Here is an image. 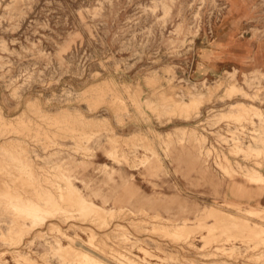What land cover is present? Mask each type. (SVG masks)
Instances as JSON below:
<instances>
[{
	"label": "rangeland",
	"instance_id": "1",
	"mask_svg": "<svg viewBox=\"0 0 264 264\" xmlns=\"http://www.w3.org/2000/svg\"><path fill=\"white\" fill-rule=\"evenodd\" d=\"M227 2L0 0V264H264V68L195 71Z\"/></svg>",
	"mask_w": 264,
	"mask_h": 264
},
{
	"label": "crops",
	"instance_id": "2",
	"mask_svg": "<svg viewBox=\"0 0 264 264\" xmlns=\"http://www.w3.org/2000/svg\"><path fill=\"white\" fill-rule=\"evenodd\" d=\"M255 1L228 0L227 9L214 27L197 38L195 71L199 75L264 68V37L255 34Z\"/></svg>",
	"mask_w": 264,
	"mask_h": 264
},
{
	"label": "bare ground",
	"instance_id": "3",
	"mask_svg": "<svg viewBox=\"0 0 264 264\" xmlns=\"http://www.w3.org/2000/svg\"><path fill=\"white\" fill-rule=\"evenodd\" d=\"M193 103H195V102H193ZM192 103V104H193ZM233 106H234V104H233ZM62 126V125H61ZM66 126V125H65ZM69 130V129H68ZM56 138V137H55ZM231 162V161H230ZM60 173V172H59ZM260 171H255L254 172V174L253 175H251L250 177H249V181H251V182H253V183H259V181H263V183H264V177L261 179V180H259V178H260ZM29 174H30V172H29ZM35 174V173H34ZM28 175V174H27ZM61 175V174H60ZM28 177V176H27ZM31 178V177H30ZM26 179V178H25ZM48 179V178H47ZM24 180V179H23ZM29 181V180H28ZM1 183V182H0ZM23 183H25L24 181H23ZM34 183V182H33ZM36 183V182H35ZM64 185V184H63ZM23 186V185H22ZM21 186V187H22ZM51 186V185H50ZM65 186V185H64ZM2 187V186H1ZM36 187L37 186H35V189H36ZM56 187V186H55ZM32 188V187H31ZM31 188H30V190H31ZM54 188V187H53ZM71 188V187H70ZM26 189V188H25ZM13 190V189H12ZM65 190V189H64ZM70 190V189H69ZM15 191V190H14ZM14 191H12V192H14ZM27 191V190H26ZM37 191H39V190H37ZM55 191V190H54ZM58 191V190H57ZM67 191V190H66ZM11 191L9 190V192H7V193H5L4 192V194H6V195H9L8 193H10ZM42 192V191H41ZM56 192V191H55ZM59 192H60V190H59ZM62 192H63V189H62ZM18 193V192H17ZM17 193H15V195H16V197H17ZM65 193V192H64ZM67 193V192H66ZM63 194V193H62ZM2 195V194H1ZM5 195V196H6ZM18 195H20V194H18ZM66 195V194H65ZM68 195V194H67ZM78 195V194H77ZM9 196H11V194L9 195ZM8 196V197H9ZM13 196H14V194H13ZM13 196H12V198H13ZM21 196V195H20ZM41 196H43V195H41ZM48 196V195H47ZM24 197V196H23ZM38 197V196H37ZM44 197V196H43ZM46 197V196H45ZM65 197V196H64ZM67 197V196H66ZM65 197V198H66ZM59 198H60V196H59ZM69 198H71V197H69ZM39 199V198H38ZM43 199V198H42ZM46 199V198H45ZM49 199V198H48ZM67 199V198H66ZM76 199V198H75ZM23 200H24V198H23ZM44 200V199H43ZM54 200H56L55 199V197H54ZM62 200V199H61ZM65 200V199H64ZM9 201V200H8ZM19 201V200H18ZM21 201V200H20ZM19 201V202H20ZM37 201V200H36ZM41 201V200H40ZM78 201H79V199H78ZM10 202V201H9ZM18 202V203H19ZM55 202V201H54ZM22 203H24V202H22ZM22 203H20L19 205L20 206H22V205H24V204H22ZM28 203V202H27ZM30 203H32V202H30ZM56 203V202H55ZM70 203V202H69ZM13 204H15V202L14 203H11L10 205H13ZM63 204V206H62V208L64 207V203H62ZM72 204H74V203H72ZM80 204V203H79ZM10 205L8 206V207H10ZM18 205V206H19ZM26 205V204H25ZM24 205V206H25ZM30 205H32V204H30ZM51 205H52V202H51ZM50 205V206H51ZM33 206V205H32ZM65 206H66V204H65ZM68 206V205H67ZM228 206V205H227ZM15 207H16V205H15ZM15 207H14V209H15ZM30 207V206H29ZM29 207H28V209H29ZM75 207V206H74ZM12 208H13V206H12ZM16 208H19V207H16ZM22 208V207H21ZM51 208V207H50ZM57 208V207H56ZM66 208V207H65ZM69 208H71V207H69ZM68 208V209H69ZM92 208V207H91ZM238 208V210L239 209H241L240 207H237ZM236 208V209H237ZM31 209V208H30ZM80 209V208H79ZM88 209H90V208H88ZM74 210V209H73ZM75 210H76V208H75ZM243 210V209H242ZM65 211V210H64ZM70 211V210H69ZM84 211V210H83ZM68 212V211H67ZM81 212V211H80ZM86 212V211H85ZM88 212V211H87ZM86 212V213H87ZM239 212V211H238ZM247 212H249V214L250 213H252L253 211H251V210H247ZM17 214H18V212H16ZM15 213V214H16ZM43 213V212H42ZM73 213V212H72ZM83 213V212H82ZM90 213V212H89ZM244 213V212H243ZM83 214H85V213H83ZM82 214V215H83ZM35 215V214H34ZM89 214H87V215H84V216H87V217H89L88 216ZM244 215H246V214H244ZM24 216H25V214H24ZM31 216V215H30ZM72 216V215H71ZM91 216V215H90ZM259 216L262 218V219H264V214L262 213V214H260L259 213ZM33 217V216H32ZM31 217V218H32ZM84 218H86V217H84ZM101 218V217H100ZM125 218V217H124ZM27 219V218H26ZM77 219H80V218H77ZM102 219H104V218H102ZM102 219H100V220H102ZM208 219H211L213 222L212 223H214L215 225H218V224H221L222 226H225V227H227L228 226V224H233V225H236V224H238L240 221H238V220H236L235 219V217H233L231 214H226V213H224L223 211H219V210H217V209H215V208H213V207H207L206 209H204L203 210V212H202V214L200 215V218H199V222H200V227H206V225H207V220ZM220 219H226V220H228V222H224V223H219V220ZM87 220V219H86ZM90 220V219H89ZM88 220V221H89ZM96 220V219H95ZM91 221V220H90ZM105 221V220H104ZM107 221V220H106ZM80 222V221H79ZM92 222V224H93V221H91ZM91 222H89L90 224H91ZM95 222H97V221H95ZM99 222V221H98ZM100 223V222H99ZM98 224V223H97ZM107 224V223H106ZM185 224V226L183 225V226H180V227H177V228H180V229H186V230H188V226L186 225V223H184ZM96 225V224H95ZM221 225H219V226H221ZM75 226V225H74ZM105 226V225H104ZM208 226V225H207ZM79 227V226H78ZM101 227V226H100ZM99 227V228H100ZM209 227V226H208ZM207 227V228H208ZM211 227V226H210ZM215 227H217V226H215ZM54 228V227H53ZM59 228V227H58ZM253 229H251V230H253V232H255L257 235H259V236H263L262 234L264 233V226H262V225H254L253 227H252ZM97 229H98V227H97ZM120 229V228H119ZM218 229V228H217ZM225 229V228H224ZM53 230V229H52ZM60 230V229H59ZM86 230V229H85ZM90 230V229H89ZM102 230V229H101ZM213 230V229H212ZM61 232V231H60ZM209 232H211L210 230H209ZM152 234V233H151ZM211 234H214V233H210V235ZM106 237V236H105ZM164 237V236H163ZM127 238V237H126ZM100 239H102V238H100ZM130 240V239H129ZM6 241H8V240H6ZM10 241V240H9ZM100 241H102V240H100ZM99 242V241H98ZM132 242H133V240H132ZM96 243V242H95ZM101 243V242H100ZM98 244V243H97ZM104 244V243H103ZM99 245V244H98ZM100 245H102V244H100ZM89 246H91V245H89ZM97 246V245H96ZM105 246H107L106 244H105ZM115 246H118V245H115ZM253 247H255V246H253ZM257 248H258V246H256ZM73 247L72 246H70V245H65V244H63V243H61V242H59L58 243V250L60 251V254H65L67 251H69V250H71ZM107 248H108V246H107ZM110 248V247H109ZM261 248V247H260ZM95 249H96V247H95ZM99 249H101L100 247H99ZM106 249V248H105ZM143 249V248H142ZM74 250H76V249H74ZM121 250H122V248H121ZM100 251V250H99ZM102 251H103V249H102ZM114 251H116V250H114ZM118 251V250H117ZM145 250L143 249V252H144ZM101 252V251H100ZM105 252V251H104ZM84 255V257H86L88 260V264H105V263H103V262H101V261H99V260H97V259H95L94 257H92L91 255H89L88 253H85V252H82ZM107 253V252H106ZM148 253H150V252H148ZM170 253V252H169ZM120 254H122V253H119V255ZM144 254H146L145 252H144ZM174 254V253H173ZM109 256V255H108ZM123 256V255H122ZM152 256H153V254H152ZM264 256V255H263ZM127 258V257H126ZM129 259V258H128ZM141 261V260H140ZM146 261V260H145ZM78 263V261L76 262V264ZM78 264H85V262L84 263H78ZM129 264H139V263H137V262H135L134 260H131V259H129ZM149 264V263H148Z\"/></svg>",
	"mask_w": 264,
	"mask_h": 264
}]
</instances>
